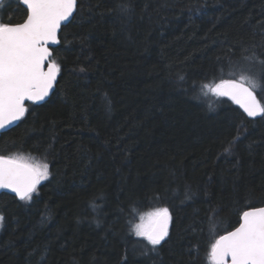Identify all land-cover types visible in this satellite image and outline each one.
<instances>
[{"label": "trees", "instance_id": "16d2710c", "mask_svg": "<svg viewBox=\"0 0 264 264\" xmlns=\"http://www.w3.org/2000/svg\"><path fill=\"white\" fill-rule=\"evenodd\" d=\"M60 39L53 96L0 137L49 166L31 201L0 194V264H211L264 207V117L203 86L241 67L264 81V0H78ZM158 208L171 229L153 247L134 226Z\"/></svg>", "mask_w": 264, "mask_h": 264}, {"label": "snow or ice", "instance_id": "6c2138e0", "mask_svg": "<svg viewBox=\"0 0 264 264\" xmlns=\"http://www.w3.org/2000/svg\"><path fill=\"white\" fill-rule=\"evenodd\" d=\"M21 2L27 8L23 23L0 22V129L24 117L28 111L25 101H42L53 89L60 69L49 45L60 43L61 25L70 22L77 9V0ZM2 3L0 0V6ZM240 73L238 79H222L215 87H203L232 99L249 117H264V104L253 91L264 81L250 69L241 67ZM48 176L47 163L31 162L22 155H0V189H10L21 200L31 201L37 185ZM3 220L0 216V222ZM170 220L169 210L158 208L140 217L135 234L155 247L168 236ZM209 255L211 264H264V207L244 211L239 227L219 236Z\"/></svg>", "mask_w": 264, "mask_h": 264}, {"label": "water", "instance_id": "95a60500", "mask_svg": "<svg viewBox=\"0 0 264 264\" xmlns=\"http://www.w3.org/2000/svg\"><path fill=\"white\" fill-rule=\"evenodd\" d=\"M6 0H3V2H5ZM17 1H19L20 2V4L27 10V8H26V5H24L22 2H21V0H17ZM77 7H78V0H77ZM76 12H77V9H76V11L73 13V16L70 18V22H64V23H62V25H61V29H60V32L58 33V38L60 39V35H61V32H62V30H63V28L64 27H66L67 25H69L71 22H72V20L74 19V17H75V15H76ZM60 44H61V39H60V43L59 44H56V45H52V44H50L49 45V48H50V50L52 51V53H53V56H54V50L55 49H57L59 46H60ZM53 58V57H52ZM47 67H48V65H47V63L45 64V70H47ZM58 81H59V73H58V75H57V79H56V82H55V85H54V87H53V89L51 90V92L49 93V95L44 99V100H42V101H39V102H32V101H25V106L27 107V109H28V105L30 104V105H42L43 103H45V102H47L52 96H53V94H54V92H55V90H56V87H57V84H58ZM254 91V90H253ZM254 93L256 94V92L254 91ZM256 96H257V94H256ZM225 98H227V99H229V100H231L233 103H235V101H233L232 99H230V98H228V97H225ZM257 99L259 100V98H258V96H257ZM260 101V100H259ZM261 103V102H260ZM238 107H239V109L244 113V115L248 118V119H250V120H258V119H260V118H262L261 116H256V117H249L248 115H247V113L246 112H244V110H243V108H241L240 107V105L239 104H237V103H235ZM28 112V111H27ZM27 112L25 113V115H24V117L26 116V114H27ZM24 117H22L20 120H17V121H14L13 123H11V124H8L4 129H0V137L4 134V133H6V132H8V131H10V130H12V129H14L15 127H17L20 123H21V121L24 119ZM39 185V184H38ZM38 185H37V187H38ZM3 193H7V194H10V195H12V196H14V197H16L18 200H20V201H23V200H21L19 197H18V195L15 193V192H12L10 189H0V194H3ZM255 209V208H254ZM249 210H251V209H249ZM170 214V213H169ZM171 216V215H170ZM172 220V219H171ZM171 220H170V223H169V231H168V236L162 241V242H164L168 237H169V234H170V229H171ZM240 223H242V217H241V222ZM240 225V224H239ZM239 227V226H238ZM236 229V228H235ZM234 229V230H235ZM234 230H232V231H234ZM228 233V232H227ZM227 233H225V234H227ZM224 234V235H225ZM161 242V243H162Z\"/></svg>", "mask_w": 264, "mask_h": 264}, {"label": "rangeland", "instance_id": "374dc122", "mask_svg": "<svg viewBox=\"0 0 264 264\" xmlns=\"http://www.w3.org/2000/svg\"><path fill=\"white\" fill-rule=\"evenodd\" d=\"M214 87H215V86H214ZM257 89H258V87H257V88H255V89H253V90H255V91H256ZM213 94H214V93H213ZM214 95H215V94H214ZM45 180H46V179H45ZM45 180H42V181L39 183V185H40V184H42V183H43Z\"/></svg>", "mask_w": 264, "mask_h": 264}]
</instances>
